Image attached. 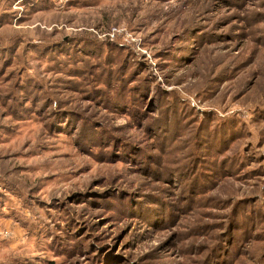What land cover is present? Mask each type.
Masks as SVG:
<instances>
[{
    "label": "rangeland",
    "instance_id": "rangeland-1",
    "mask_svg": "<svg viewBox=\"0 0 264 264\" xmlns=\"http://www.w3.org/2000/svg\"><path fill=\"white\" fill-rule=\"evenodd\" d=\"M0 264H264V0H0Z\"/></svg>",
    "mask_w": 264,
    "mask_h": 264
},
{
    "label": "trees",
    "instance_id": "trees-1",
    "mask_svg": "<svg viewBox=\"0 0 264 264\" xmlns=\"http://www.w3.org/2000/svg\"><path fill=\"white\" fill-rule=\"evenodd\" d=\"M113 79H115V77L113 76ZM142 82V81H141ZM137 83V82H136ZM135 83V84H136ZM115 84V83H114ZM112 87H114V85H112L111 87H110V90H112ZM115 87H119L120 89H121V83H117V85L115 86ZM138 86H134V90H135V92H136V95L134 96L135 97V103H134V101H133V99H132V97L131 98H128V96L126 97V96H124L125 95V92H123V90H119L118 88L113 92V93H109V92H107L106 91V95H109L110 94V96H107L106 97V101L107 102H109L111 105H113V102H114V104H116V103H119L121 106H124L125 108L127 107V104H130V105H132V107L134 108L135 107V105L137 104L136 103V100H137V94H139L140 93V90H138V88H137ZM101 88H103V87H97V91L100 93V95H102L101 94V92H103V89H101ZM122 89H123V87H122ZM164 97L162 96L161 98H160V100L161 99H163ZM161 102V101H160ZM155 122H157V120H153V122H152V126H153V128H155ZM153 123H155V124H153ZM158 123H160L161 125H163L164 124V120H163V122L160 120ZM88 123H84V127L87 125ZM174 128H176V124L173 126ZM97 133V134H96ZM101 133H103V134H101ZM94 134H96L95 136H93V137H90L89 139H88V144H90V143H92V144H95V142H99L98 141V138H99V136L100 135H107V131L106 130H104V129H100L99 131H97V132H95ZM93 134V135H94ZM171 134V133H170ZM104 138H105V136H104ZM105 142V141H104ZM97 144V143H96ZM84 147H86V143H85V145H84Z\"/></svg>",
    "mask_w": 264,
    "mask_h": 264
},
{
    "label": "built area",
    "instance_id": "built-area-1",
    "mask_svg": "<svg viewBox=\"0 0 264 264\" xmlns=\"http://www.w3.org/2000/svg\"><path fill=\"white\" fill-rule=\"evenodd\" d=\"M114 33H115V30L113 31V33H111V35H114Z\"/></svg>",
    "mask_w": 264,
    "mask_h": 264
}]
</instances>
